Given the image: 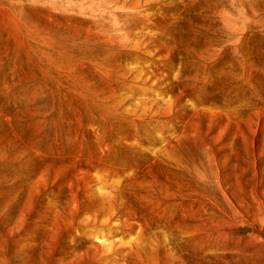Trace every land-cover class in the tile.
I'll return each mask as SVG.
<instances>
[{"label":"rangeland","instance_id":"obj_1","mask_svg":"<svg viewBox=\"0 0 264 264\" xmlns=\"http://www.w3.org/2000/svg\"><path fill=\"white\" fill-rule=\"evenodd\" d=\"M0 264H264V0H0Z\"/></svg>","mask_w":264,"mask_h":264}]
</instances>
